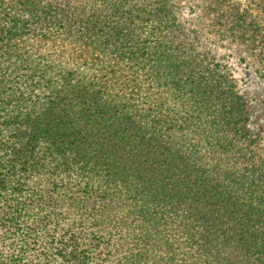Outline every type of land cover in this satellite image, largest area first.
Instances as JSON below:
<instances>
[{"label":"trees","instance_id":"1","mask_svg":"<svg viewBox=\"0 0 264 264\" xmlns=\"http://www.w3.org/2000/svg\"><path fill=\"white\" fill-rule=\"evenodd\" d=\"M184 1L0 0V264H264V0Z\"/></svg>","mask_w":264,"mask_h":264},{"label":"rangeland","instance_id":"2","mask_svg":"<svg viewBox=\"0 0 264 264\" xmlns=\"http://www.w3.org/2000/svg\"><path fill=\"white\" fill-rule=\"evenodd\" d=\"M196 2L197 0H185L182 4L184 17L193 27L199 23V17L191 13ZM244 50L231 40L220 41L217 46L219 59L230 70L237 90L246 102L253 131L264 138V77L256 70L260 65Z\"/></svg>","mask_w":264,"mask_h":264}]
</instances>
